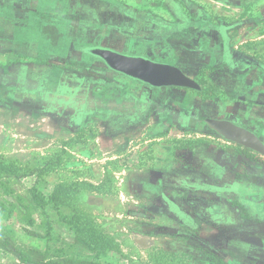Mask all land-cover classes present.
<instances>
[{
  "label": "crops",
  "instance_id": "obj_1",
  "mask_svg": "<svg viewBox=\"0 0 264 264\" xmlns=\"http://www.w3.org/2000/svg\"><path fill=\"white\" fill-rule=\"evenodd\" d=\"M98 44L171 61L201 89L145 90L152 98L149 109L135 122L73 111L74 105L63 108L61 102L59 106L51 94L70 73L77 75L75 80L144 90L99 69L101 62L84 49ZM207 115L242 123L264 138V0H0V140L38 146L39 155L53 148L48 153L56 157L57 149L67 148V140L75 152L72 147L82 146L73 143L77 135L88 136L90 127L99 125L102 136H89V149L83 144L89 182L100 186L93 178H103L115 161L121 164L124 182L113 186L127 188L116 196V210H126L121 206L126 205L125 195L136 197L140 210L130 212L140 216L142 226L154 228L149 238L137 234L139 246L150 247L143 251L134 246L139 261L150 249L156 260L160 252H190L198 260L209 252L218 258L216 264H264V156L208 136L181 144L176 157L166 156L167 146L159 145L165 154L141 163L135 159L143 149L136 139L140 128L146 135L143 126L177 136L199 128ZM98 149L102 154L96 157ZM8 153L0 155L6 165L0 174L5 180L0 182L5 195L0 216L6 228L12 227L17 212L30 223L27 208L16 197H24L27 186L43 179L37 175L40 170L23 172L30 156ZM55 159L56 164L61 161ZM13 164L23 170L12 173ZM93 167H98L96 174H91ZM60 174L50 179L52 192L66 181ZM12 178L20 182V190L9 186ZM93 196L97 209L109 212L105 200L111 197ZM6 261L14 263L12 258Z\"/></svg>",
  "mask_w": 264,
  "mask_h": 264
},
{
  "label": "rangeland",
  "instance_id": "obj_2",
  "mask_svg": "<svg viewBox=\"0 0 264 264\" xmlns=\"http://www.w3.org/2000/svg\"><path fill=\"white\" fill-rule=\"evenodd\" d=\"M99 69L108 72V69L104 65H102V67L100 66ZM104 76L105 74L102 76L103 80ZM98 126L99 125L90 127L88 136L85 134L77 135V137L79 136L82 138H78L79 140L77 139V141L73 143H80L82 146H79L77 150L72 147V150L75 152L70 151L69 141L67 140V148H62L61 151H57V149L56 154L60 152V156L58 155L56 157L53 151L48 153L50 148L45 149V154L47 155H42L41 153L39 155V152L42 151H39L38 146H36L35 149H31V146H27L21 142H15L13 140L9 142L4 138L0 140V155H4V152H9L8 154L11 155L20 156V154H22L30 156V164L24 167L26 170H23L21 165L18 166V164H13L12 173L19 174L21 170H23V172L26 171L36 174L39 170L44 169V173L42 172L43 174H37L41 175L43 178L42 182L35 184L33 187L28 188L27 186V191L23 193L25 200H30L31 203L29 206V213L26 211V214L29 215V217L31 216L34 223H28L25 215V218H21L18 216L20 212H17L18 215L12 220V227L6 228V222L4 218L0 216V233L4 238L6 237L7 242L5 244H0V264H7L6 258H12L13 264H30L18 258L19 252L21 251L25 256L36 262L74 258L77 260H88L108 264H216L214 259L218 258L209 252L203 255V260H201V258L199 260L194 258L193 254L190 252H183V254H180L181 252L176 254H162V252H160L159 254L161 255H158V259L156 260V258L152 256L154 252H151L149 249L145 258L140 261L135 259L134 256H137L135 252L136 247H140L143 251L150 248L148 246L149 244L139 246V243L135 240L137 236H139L137 234H140L142 238L144 236L146 238L149 236V233L154 231V228L151 226H142L140 223L143 220L140 216L130 212L140 210L138 207L139 199L136 197L131 198L125 195L124 201H126V205L122 204L121 206L126 208V210H116V205L119 203L116 196L120 195L123 191L125 194V189L127 188L121 187L122 185L120 186V184L119 189L113 186L115 182H124V180H121V164L119 165V163L115 161L109 165L110 167H108L109 169L106 171L103 178L98 179V176L93 178V182L98 183L100 186H94V183L89 182L90 167L89 160L84 156L85 146L89 143V136L92 137V135H96L97 138L102 136V132L99 128L100 126ZM145 128L147 130L146 135L141 134L142 130L140 128L138 130L139 136L136 138L139 140L140 145L143 146V149L137 154V157H135L138 163L142 162L140 159L149 156L155 157V154L160 155L161 152H164L159 148V145L167 146L166 150L168 154L166 156L176 157L177 154L174 155L176 149L183 147L182 145L186 143L192 144L195 140L199 138H209L208 136L214 139H221L216 134L204 132L200 126L199 128L194 127L196 130L186 129L182 132L180 131L177 136L170 134L169 130L157 134L153 132V134L150 129L145 126H143L142 129L144 130ZM162 134L164 135L163 139H160L159 137ZM197 135L202 137H197ZM66 137L65 135L63 136V138ZM148 141L149 143L146 145ZM13 144H17V146H11ZM169 144H172V146ZM41 147L42 146H40V148ZM87 148L89 149V145H87ZM171 149H173L172 152ZM50 150H53V148ZM77 154H79V156ZM101 154L102 151L100 149H98V152L95 150L96 157ZM76 157L79 160H77ZM55 158H60L61 161L56 164L55 162L57 160ZM97 168L98 167L91 168V174H96ZM4 169L0 167V174ZM57 172L61 173L59 175L60 179L66 180L63 182L67 185V192H63L58 201L49 202L44 205L45 207H38L39 204L35 201L33 202L32 190L35 189L36 192H41L45 197H49L53 190V184H51L52 182L50 179L57 178ZM75 179H78V181H73ZM71 180L72 183L69 182ZM2 181H5L3 175L0 176V182ZM26 183L30 185L32 181H27ZM26 183L25 185H27ZM9 186L17 190L21 189L20 182L14 178L10 180ZM3 190L4 189L1 187L0 191L2 192ZM96 193L102 194V196L109 195V197H111L109 200H105L107 206L110 207L109 212H107V209H97L99 203L93 199L96 198L93 196V194ZM3 196L5 197V195L0 194V200ZM119 214L123 217H119ZM22 224H25V230L22 229ZM146 225L150 224L148 223ZM80 230L86 234L89 242L96 247V250L81 244V241L77 239L79 238L78 236L82 234ZM0 240L2 239L0 238ZM135 245L136 247H134ZM124 251L128 252L130 256L124 254ZM163 256L164 258L159 259Z\"/></svg>",
  "mask_w": 264,
  "mask_h": 264
},
{
  "label": "water",
  "instance_id": "obj_3",
  "mask_svg": "<svg viewBox=\"0 0 264 264\" xmlns=\"http://www.w3.org/2000/svg\"><path fill=\"white\" fill-rule=\"evenodd\" d=\"M84 49L108 69L109 72L106 73L118 76L119 80L131 87L144 90L141 92L130 87L123 88L117 82L104 85L101 81H94L91 78L75 80L77 75L70 73L63 77L57 88H53L54 93L51 94L54 95L56 103L63 108L74 105L73 111H86L88 115L99 113L103 117H122L121 119L135 122L144 118L148 112L152 98L146 91L162 87L201 89L194 77L171 61L156 60L100 44ZM64 78L67 79L66 82L63 81ZM199 124L206 125L211 132L224 139L264 156V139L242 123L207 115L199 120Z\"/></svg>",
  "mask_w": 264,
  "mask_h": 264
},
{
  "label": "trees",
  "instance_id": "obj_4",
  "mask_svg": "<svg viewBox=\"0 0 264 264\" xmlns=\"http://www.w3.org/2000/svg\"><path fill=\"white\" fill-rule=\"evenodd\" d=\"M0 165H1L0 166L1 168H3V169L6 168V165L3 162L2 163L0 162ZM43 170L44 169H41L39 171V174L42 173ZM66 186L67 185L64 182L59 183L56 186L55 190L51 193V195L49 197H45L44 195H42L41 192H38V191L36 192L35 189H33L32 192H31L33 202L35 201L36 203H38L39 204L38 207L39 206L45 207L44 205L47 204V203H49V202L58 201L59 200V197L61 196V194L63 192H67L68 188ZM16 199H17V202L19 204H22L23 203V205L25 206V208H27V213H29V206L31 204L30 203V200H29V203H25V198L24 197L18 196V197H16ZM29 222L30 223H34V220L31 218V216H30ZM80 233H82V234H80V236H78L79 238H77V239L79 241H81V244L87 245V246H89L90 249L96 250V247L93 246L89 242V239L86 236V234H84L82 232V230H80ZM0 238L2 239V240H0V244L1 243H3V244L7 243L6 242V237L4 238L1 235V233H0ZM19 256L21 257V259L24 262L30 263V264H108V263L92 262V261H88V260H77V259H74V258L73 259L72 258L71 259L65 258L63 260H57V259H55V260H51V261H49V260L47 261L46 260L45 262L44 261H42V262H39V261L36 262V261L31 260L27 256H25L24 253H22V251L19 252ZM61 258H63V257H61Z\"/></svg>",
  "mask_w": 264,
  "mask_h": 264
},
{
  "label": "flooded vegetation",
  "instance_id": "obj_5",
  "mask_svg": "<svg viewBox=\"0 0 264 264\" xmlns=\"http://www.w3.org/2000/svg\"><path fill=\"white\" fill-rule=\"evenodd\" d=\"M115 77H117L116 75H110V78H115ZM162 88H164V87H162ZM201 128H202V130L204 131V132H209V133H213V134H215L214 132H211L208 128H207V126L206 125H199ZM246 126V125H245ZM248 127V126H247ZM250 128V127H249ZM250 129H252V128H250ZM253 130V129H252ZM258 133V132H257ZM259 134V133H258ZM217 135V134H216ZM218 136V135H217ZM220 137V136H219ZM221 139H224V138H222V137H220ZM264 139V138H263ZM225 140H227V139H225ZM227 141H229V140H227ZM230 142H232V141H230ZM232 143H234V144H237V143H235V142H232ZM239 145V144H238ZM242 146V145H241ZM246 148V147H245ZM249 149V148H248ZM251 150V149H250ZM253 151V150H252ZM255 152V151H254ZM255 153H257V152H255ZM257 154H259V153H257ZM261 155V154H260ZM263 156V155H262Z\"/></svg>",
  "mask_w": 264,
  "mask_h": 264
}]
</instances>
